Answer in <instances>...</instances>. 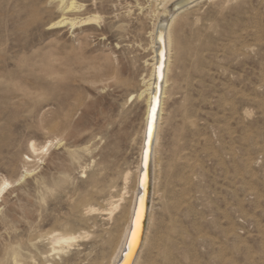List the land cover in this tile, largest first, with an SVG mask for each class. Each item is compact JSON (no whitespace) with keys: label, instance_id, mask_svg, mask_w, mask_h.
<instances>
[{"label":"rangeland","instance_id":"1","mask_svg":"<svg viewBox=\"0 0 264 264\" xmlns=\"http://www.w3.org/2000/svg\"><path fill=\"white\" fill-rule=\"evenodd\" d=\"M75 1L72 12L59 0H0V189L10 184L0 264H107L122 235V207L112 209L127 172L135 186L147 109L138 96L155 25L170 16L161 0ZM197 1L172 24L139 264H264V0ZM63 18L77 24L55 26ZM55 59L65 64L57 85ZM55 232L80 238L54 250Z\"/></svg>","mask_w":264,"mask_h":264},{"label":"bare ground","instance_id":"2","mask_svg":"<svg viewBox=\"0 0 264 264\" xmlns=\"http://www.w3.org/2000/svg\"><path fill=\"white\" fill-rule=\"evenodd\" d=\"M59 1H60L61 7H63L64 10H68V11L73 12V11H78L81 8L80 6L77 5V2L75 0H59ZM195 1H197V0H161L160 1L161 2L160 7H161V10L163 11L162 17L164 15H166L167 13H169L168 16H170V17H169V19H166L164 17L160 18V20L158 21V23L155 25V28H154V32H153V36H152L153 40L151 43V44H153L152 48L154 49L153 50L154 56L152 57V61H153L152 62V72H151V75H150V78L148 79V81H145V89L138 96L139 100H141L142 98H145L147 109H146V114H145L144 129L142 132L141 149L139 148L140 149V159H139V163H138V166L136 168V171H135V186H134L133 190H130V184L132 181L133 174L131 172H127L124 176V187H123V190L119 196V200L117 201V205L113 206V209H112L114 211V210L120 209V207H122L124 227L122 230V235H121L120 241L114 250V253H113L111 260L107 264H120L124 258V253L126 251H128V254L125 256L124 264H139L140 263V255H141L144 247L147 245V243L149 241V234H150L149 231H150V228L152 225V219H153V215H154L153 214L154 199L152 201V194L154 197V196H156L157 191H158L156 189V174L154 175V172H156V171H154V169L156 167L155 156L158 153V152L156 153V148L158 146V142H160V140H159L160 122H161L162 114H163L165 94L168 92V91L166 92V89H167L166 87L168 84V74H169L168 72H169L170 67H171L170 66V50H171V47L176 44V40H175L176 38L173 36V32H172V29H173L172 24L174 22V19H176L177 15H178L177 12L179 11V9H181L184 6H186L187 4L193 3ZM197 2H199V1H197ZM229 2L230 1H228V3ZM156 5L158 6V4H156ZM94 20H95V22L100 21L98 17H95L92 19L88 18L86 21H94ZM80 22H82V21H80ZM76 24H77L76 19L63 18L62 20L58 21L55 24V26L71 25L73 28V26H75ZM61 67H62V69L65 68V64L62 63ZM61 67L58 64L57 59H55V62L52 65V76H53L55 85L58 84L57 81L59 79V76L61 75L59 73ZM114 76L112 75V77H114ZM62 78H63L62 79L63 84L65 85V83L68 82V76L65 74V75H62ZM135 98H136V95L135 96L132 95L131 101H133ZM167 98L168 97H166V99ZM55 100H56V104L59 103L62 106V108L67 105V103L65 101V97H62L60 99L56 98ZM58 127H59V125L57 123V124L53 125L51 127V129L53 131H55L58 129ZM147 139H148V142H147V145H145V142ZM52 145H53V141H50L49 147H51ZM159 145H161V144H159ZM145 148L147 150L145 152V157H144ZM47 150H49V149H47ZM143 157L145 160L144 167L142 165L143 164ZM148 162H149V165H148ZM143 171H145V174L142 177L141 187H140L141 174ZM148 173H149V175H148ZM84 174H86V172H84ZM26 176H28V175H25V178H26ZM149 178H150V184H149V190H147L146 186H147V180ZM9 185H10L9 183L4 184L2 189H0V195L3 194V192L6 190V188ZM153 185H154V189L152 190ZM92 186L94 187V189L96 190V192L98 194L102 193L105 190V187H107V186H105L103 189L101 187H99L97 184V180L92 181ZM109 186L110 185H108V187ZM111 187H114V185H111ZM55 193H57V192H55ZM142 193H143V196L139 199V196ZM147 193H148V195H147ZM146 196H147L148 200H150V205L148 206L147 210H146ZM158 197H159V195H158ZM62 198H63V195H62ZM87 200H86V202H87ZM84 202H85V200L82 202L76 203L74 205V209L81 212V209L88 207V205ZM137 206H138V210L136 212ZM99 210H101V209H99ZM105 210H106V208H105ZM145 213H146V217H145ZM135 216H136V218H135ZM134 218H135V221H134ZM144 218L146 219V226H145V229L143 230L142 225H141V221ZM147 225H148V227H147ZM132 229H133V233L131 235ZM51 234H52L51 236H49V235L48 236L50 237V240H51V243L53 245L54 250H55L56 246H60V248L64 247V246L70 247L71 245L76 243L77 240L80 238L79 234L77 237V236H74V234L72 235V233L71 234H63V233L55 232V233H51ZM82 234H83V232H82ZM130 235H131V238H130ZM87 236H89V235H87ZM82 237H84V235ZM129 239H130V241H129ZM80 241H81V239H80ZM128 242H129V244H128ZM127 245H128V248H127ZM80 247H82V246H80ZM90 247H92V246H90ZM145 248H147V247H145ZM63 249L65 250V247Z\"/></svg>","mask_w":264,"mask_h":264},{"label":"water","instance_id":"3","mask_svg":"<svg viewBox=\"0 0 264 264\" xmlns=\"http://www.w3.org/2000/svg\"><path fill=\"white\" fill-rule=\"evenodd\" d=\"M147 142H148V139L146 140V142H145V145H147ZM146 148H145V150H144V157H145V152H146ZM144 157H143V167H144V164H145V160H144ZM150 162V161H149ZM149 162H148V165H149ZM149 167V166H148ZM145 174V171H143L142 172V174H141V180H140V187H141V181H142V177H143V175ZM148 175H149V173H148ZM149 184H150V178L147 180V186H146V189L147 190H149ZM147 195H148V193H147ZM143 196V193L139 196V199L141 198ZM147 208H148V198H147V196H146V210H147ZM137 210H138V206H137V209H136V212H137ZM145 217H146V213H145ZM135 218H136V216H135ZM135 218H134V221H135ZM141 225H142V228H143V230L145 229V226H146V219L144 218V219H142V221H141ZM132 233H133V229H132V231H131V235H132ZM131 235H130V238H131ZM129 241H130V239H129ZM128 244H129V242H128ZM127 248H128V245H127ZM128 254V251H126L125 253H124V258H123V260L121 261V263L120 264H124V262H125V256Z\"/></svg>","mask_w":264,"mask_h":264}]
</instances>
